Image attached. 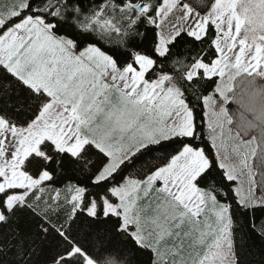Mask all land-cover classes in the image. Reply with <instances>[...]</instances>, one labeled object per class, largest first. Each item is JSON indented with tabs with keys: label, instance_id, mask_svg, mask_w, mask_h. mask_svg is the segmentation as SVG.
I'll return each instance as SVG.
<instances>
[{
	"label": "snow or ice",
	"instance_id": "obj_1",
	"mask_svg": "<svg viewBox=\"0 0 264 264\" xmlns=\"http://www.w3.org/2000/svg\"><path fill=\"white\" fill-rule=\"evenodd\" d=\"M210 2L178 0L186 18L174 0H28L0 11V264H264V129L259 144L252 135L264 124V45L218 49L215 22L200 19ZM178 21L186 30L173 35ZM45 54L61 66L56 81ZM101 57L129 76L150 64L123 90L142 120L177 130L104 176L109 155L87 139L103 135L92 108L53 111L62 74ZM176 76L178 95L167 79ZM154 153L165 159L146 160ZM185 164L196 192L179 186ZM213 171L222 187L202 184ZM29 221L38 239L22 234Z\"/></svg>",
	"mask_w": 264,
	"mask_h": 264
},
{
	"label": "rangeland",
	"instance_id": "obj_2",
	"mask_svg": "<svg viewBox=\"0 0 264 264\" xmlns=\"http://www.w3.org/2000/svg\"><path fill=\"white\" fill-rule=\"evenodd\" d=\"M235 1L236 0H215L209 7L206 15L200 17V19L203 21L211 19L215 22L218 31L216 39V46L218 49H227L235 44V46L240 48L241 51L254 52L256 45H264V35H260L259 39L251 44H246L239 38L238 31L241 25V20L233 9ZM17 2L18 0H6L5 3L0 6L2 8H8L11 4H16ZM173 6L176 8L177 15L180 12H184L185 18L187 17L190 10L180 9L178 7V0H174ZM178 23L181 24L180 29L169 30L173 35H175L177 31L186 30L184 29L183 21H178ZM202 28H204L203 24L200 25V29ZM45 58L49 59L48 68L58 66L51 62L47 54H45ZM223 59L224 58L222 57L221 62H223ZM93 64L94 61L86 63L84 66L76 68L70 76L66 73L62 77L60 86L57 89V96L54 100L53 111H62L63 109L76 104H80L82 108H92L93 115L96 117V123L100 126V129L103 130V135L98 132L95 135H90L87 139L88 142L94 144L99 150L109 155L108 163L105 166L104 172L101 174L104 176L120 166L124 161H127L141 148L165 140L168 136L175 135L177 130L172 127H154L150 122L142 120L140 118L142 111L138 110L130 103V98L126 94L125 97H120L114 95V93H106L105 90L112 85L111 81L113 80V77L111 76L113 72L110 69V65L113 66V69H116L110 57L99 59V62H96V69L92 68V70H90V65ZM231 65L232 60L229 59L227 61L228 72L234 74L237 70ZM150 66V64L142 62L140 72L132 71L131 76L128 75V71L131 70L123 71L117 80L114 79L116 82L115 88L123 89L124 87H133L134 85L139 84L143 79L144 72H146ZM196 67H204L206 75L217 74L214 73L213 69H209L204 65L197 64ZM49 71L52 72V81H56L58 76L57 71ZM94 71L96 72V80L92 77L91 78L99 84L102 83L100 78H103L102 80L105 84H102V87L98 89L99 93L103 92L104 94L100 93V95L91 100L88 94H91L89 92L95 89L91 84L83 83L90 77H85L84 74L87 72L94 74ZM194 74L195 69L189 73L188 78L192 77ZM167 79L173 86L174 94L178 95L177 88L175 87L172 78L169 77ZM74 82H77L78 89L74 88ZM65 91L71 92L75 99L71 98L69 95H64ZM131 99H135V97H132ZM100 101H103L104 103L101 104L99 103ZM185 130H191L190 114ZM83 142V140H78L77 145L82 144ZM56 143L57 147H63L60 141H56ZM234 158L237 160L239 159V157ZM203 164L207 163L205 162ZM203 169V165L201 164L199 166V172H202ZM194 172H196V169L193 166L185 164L180 173V176L183 175V179L180 178L179 186L183 187L187 185L191 191L196 192V189L191 188L192 180L195 179V176L193 175ZM196 174L199 173L197 172ZM201 191H203V189H201ZM149 215L156 216L158 213H149Z\"/></svg>",
	"mask_w": 264,
	"mask_h": 264
},
{
	"label": "trees",
	"instance_id": "obj_3",
	"mask_svg": "<svg viewBox=\"0 0 264 264\" xmlns=\"http://www.w3.org/2000/svg\"><path fill=\"white\" fill-rule=\"evenodd\" d=\"M214 1L215 0H211L209 7L213 4ZM26 5H27V3H26ZM233 9H234L235 13L237 14V16L241 20V23H240L241 25H240V28L238 31V36L244 43L251 44V43L255 42L256 40H258L260 35H264V2H261V0H252V2L249 3V0H236L234 3ZM245 9H248V11L245 12ZM73 31H75V27H73ZM217 33H218V31H217ZM78 34L80 35V39H92V38H94V34H90L87 32L78 33ZM114 65H115V63H114ZM115 67H116V65H115ZM117 70H119V69H117ZM179 70H180V73L184 72L185 65L183 63L180 64ZM247 78L248 77L246 75H240L236 78L235 84L237 86V90H238V87L240 85L241 80H244ZM179 79H180L179 76L175 77L176 82ZM189 79H191V77ZM261 86H264V80H260L259 78H257V88H260ZM257 103L259 104V100ZM231 110L234 113L236 111V106L233 105ZM232 127L235 130V125H233ZM261 129H264V124H258L257 129L252 133V135H255L257 137V143L258 144L260 142V131H261ZM159 143H160V141L157 143H154V144H149V145L141 148L134 155H132L127 161H124V162H131V159L134 158V156L136 154H138L141 150H147V148L150 146L159 147ZM93 147L97 148L94 144H93ZM99 151H101V150H99ZM260 151H264V144L260 145ZM147 159H157L158 161H163L165 159V156H159L158 157L154 153L152 157H146V160ZM213 177L215 178L216 184L222 187L221 178H220L219 174L216 173L215 171H213L211 176L207 177L202 182V184L207 185L208 180L212 179ZM257 180H259V176H257ZM217 195H219L218 191H217ZM22 234L23 235H32V236L36 237V239H38V233L35 232L34 224L31 221L27 222L23 226ZM36 239L33 240V243L36 242ZM25 251H27V242H26ZM10 254L14 255L15 253L13 251V253H10ZM253 264H255V262H253Z\"/></svg>",
	"mask_w": 264,
	"mask_h": 264
},
{
	"label": "crops",
	"instance_id": "obj_4",
	"mask_svg": "<svg viewBox=\"0 0 264 264\" xmlns=\"http://www.w3.org/2000/svg\"><path fill=\"white\" fill-rule=\"evenodd\" d=\"M5 1L6 0H0V5H3V3H5ZM27 1L28 0H18V2L16 3V4H11V6H14V7H17V9L19 8V7H21V6H26V3H27ZM6 10H7V8H2L1 6H0V11H3V12H5V14H7V12H6ZM203 29L204 28H202V29H200V31H199V33L197 34V35H203ZM195 34V33H194ZM217 41V40H216ZM100 59H104V57H101ZM51 60V59H50ZM52 62V61H51ZM109 64V63H108ZM58 65V64H57ZM53 68L55 69V71H57V73L58 74H61V66L60 65H58L57 67H51V68H49V70H53ZM92 68H95L96 69V61H94V64L93 65H90V70H92ZM110 69L112 70V77H113V80L111 81V83H112V85L110 86V87H108L107 88V90H105L106 91V93H108L109 92V94L110 93H114V95H117V96H120V97H125V92H124V90L123 89H118L117 87L115 88V81H114V79L115 80H117V78L120 76V74L123 72V71H120V70H117V69H113V66L112 65H110ZM54 71V72H55ZM66 73H63L62 74V77L65 75ZM84 76L85 77H87V76H90L89 77V79L87 80V81H85L83 84H91L93 87H94V89L95 90H93V91H91V92H89V93H91V94H88V96L91 98V100L92 99H94L96 96H98V95H100V93L101 94H104L103 92H100L99 93V89L98 88H100V87H102V84H105L104 82H103V78H100L101 79V81H102V83H98V82H95V80H96V72L94 71V74L93 73H91V72H87V73H85L84 74ZM93 79H95V80H92V78ZM172 78V80H173V82H174V84H175V87L177 88V84H176V81H175V77H171ZM74 85H75V89H78L79 87H78V84H77V82H74L73 83ZM112 90V91H111ZM111 91V92H110ZM177 91H178V88H177ZM95 93H98V94H95ZM64 95H69L71 98H73V99H75V97L73 96V94L71 93V92H68V91H65V93H64ZM203 165V170H205V168L207 167V164H202ZM202 170V171H203ZM181 177V179H183V175L182 176H180ZM150 213H157L156 211H152V212H150Z\"/></svg>",
	"mask_w": 264,
	"mask_h": 264
}]
</instances>
